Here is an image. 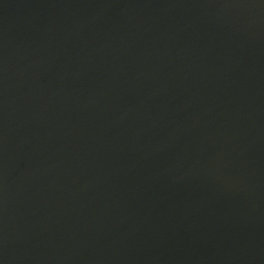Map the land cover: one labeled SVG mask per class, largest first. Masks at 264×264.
Segmentation results:
<instances>
[{"label": "water", "instance_id": "95a60500", "mask_svg": "<svg viewBox=\"0 0 264 264\" xmlns=\"http://www.w3.org/2000/svg\"><path fill=\"white\" fill-rule=\"evenodd\" d=\"M0 264H264V0H0Z\"/></svg>", "mask_w": 264, "mask_h": 264}]
</instances>
